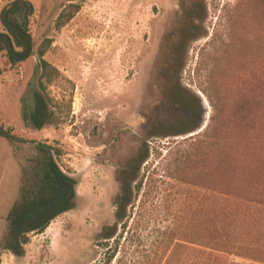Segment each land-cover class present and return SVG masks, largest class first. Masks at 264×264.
I'll return each instance as SVG.
<instances>
[{"label":"rangeland","instance_id":"rangeland-1","mask_svg":"<svg viewBox=\"0 0 264 264\" xmlns=\"http://www.w3.org/2000/svg\"><path fill=\"white\" fill-rule=\"evenodd\" d=\"M13 1L0 0V32ZM29 1L34 54L13 68L0 56V122L26 140L0 138V264H98L113 254L109 264H264V0ZM188 26L196 37L174 62ZM40 51L55 68L54 121L36 130L22 115L39 87ZM174 83L201 97V125L149 137L181 118ZM38 143L61 150L78 199L16 257L3 248L6 218L22 186L39 181ZM146 145L141 189L100 245L116 220L118 172Z\"/></svg>","mask_w":264,"mask_h":264},{"label":"trees","instance_id":"trees-1","mask_svg":"<svg viewBox=\"0 0 264 264\" xmlns=\"http://www.w3.org/2000/svg\"><path fill=\"white\" fill-rule=\"evenodd\" d=\"M9 6H12L11 9L6 7L1 15L4 31L0 32V56L7 58L9 68H13L34 54L33 39L25 22L33 14L34 8L29 0H14ZM192 21L195 22L196 18L192 17ZM192 29L193 26H188L186 33L179 40L178 46H183V53L177 48L172 56L174 62L187 52L186 43L196 37L188 36ZM38 56L40 62L35 68L34 79H37L39 87H36L34 82L31 85V95L23 99L22 118L26 128L42 130L54 121L48 85L54 80L55 68L44 58L43 51H40ZM181 70L182 68H179L177 73L180 74ZM168 93L173 107L182 113L181 118L166 127L157 124L149 132V137L184 134L195 131L201 125L204 107L198 94L189 92L177 83L173 84ZM0 138H5L12 144L26 141L16 136L3 122H0ZM38 146L45 154L40 164L39 181L34 186L28 183L22 186L20 199L14 203L6 218L7 235L3 248L16 257L25 256L26 246L30 243L32 235L45 232L56 218L73 210L78 199V180L64 171L57 160L61 150L47 143H38ZM149 153V146L140 148L134 160L118 172L121 191L115 200L116 220L101 231L98 240L100 245H108V241L117 235L119 226L124 225L134 193L141 189L138 180ZM114 256L115 254L111 255L107 262L98 264H109Z\"/></svg>","mask_w":264,"mask_h":264}]
</instances>
